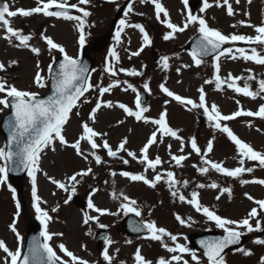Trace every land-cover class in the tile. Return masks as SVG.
<instances>
[{"label": "rangeland", "instance_id": "rangeland-1", "mask_svg": "<svg viewBox=\"0 0 264 264\" xmlns=\"http://www.w3.org/2000/svg\"><path fill=\"white\" fill-rule=\"evenodd\" d=\"M189 1H192L197 7L195 15L204 17L210 27L217 28L224 34L235 32L255 36L254 29L246 25H239L237 22L244 20L250 21L254 25H259L264 20V0H252L250 5L247 0H240L239 5L235 3V0H230L236 13L232 17L227 15L226 7L216 6L215 0H209L213 6L204 12H200L203 0ZM77 2L78 0H69V3ZM3 3L4 0H0V5ZM8 3L11 6V10L18 8L30 9L37 6L35 0H8ZM129 3H133V11L125 17L124 12L127 10ZM162 3L167 9L171 21L183 26L188 15V10L183 0H162ZM81 7L91 12L85 27L86 42L84 45L96 59L90 82L93 85L102 84L107 86L109 83L118 80L120 81V86L113 88L111 92L104 94L103 97H99L98 90L89 91L87 97L85 96L88 100H93V102H97L98 99L111 101L113 107H102L96 115V122L93 124L89 120V114L95 105L93 107L88 106V103L83 102L85 99L83 98L78 103V107L73 110V114L65 126L66 138L72 142L80 134L81 124L88 122L96 131L107 133L106 136L97 137V143L102 144L103 140L107 139L109 144L115 149L121 140L126 137L128 139L126 148L136 152L139 156L140 149L147 142L152 131L156 129V125L136 121L134 117L126 116L118 105L119 103H124L135 110L137 93L129 89L128 84L133 85L141 96V91L144 90L143 85L148 83L150 91L144 90L147 93V100L143 106L147 107L149 111L145 115L150 119H157L159 114L167 109L169 125L173 129L180 131L178 133H180L184 141V151L181 153L179 151L181 141L168 136L160 137L158 134V141L162 140V142L154 144L149 149L150 158H155L159 155L163 161V164L158 167V171H173L176 179L181 182L176 185L180 193L190 198L192 191L201 192V204L216 211L218 215L235 220L244 218L253 207H256L253 201L247 199L245 193L250 194L255 199H264V185L256 183L242 185L240 179H264V168L258 166L256 161H246L244 166L253 167L254 171L252 173H244L239 179L223 176L213 170H210L206 175H202L197 167H194V165H201V156L192 152L189 141L193 136L197 138L198 145L205 150L207 141L214 138L213 151L208 153L207 158L214 162H222L224 166L230 169L239 166V157L235 145L227 138L226 134L211 126L202 109L189 111L185 106L172 101L170 97L166 96L160 90L159 85L164 83L166 87L175 93L197 100V102L199 97L198 89L203 87L208 105L215 103L222 114L225 115L238 110L239 106L236 100L240 101V105L245 110L256 111L259 105L264 103V99L258 97L252 100L233 92L226 85L222 87V90H216L214 58L204 60L197 67L187 51L188 42L195 34L199 33L197 26L189 25L184 32L175 33L173 39L164 40L163 36L171 30L156 19L154 5L151 0L146 3H141V0H115L114 3L108 2V0H100L99 3H96V1L91 0L90 4L81 5ZM245 12L250 13V16L244 15ZM77 15H81V13ZM120 19H126L129 24L139 23L144 25L152 43L144 45L142 34L138 29L132 27L124 28L120 42L117 43L115 33ZM161 19H164L163 13L161 14ZM11 23L13 27L23 29L25 34H31L33 39L30 44L40 48L41 53L36 56L29 49L13 47L0 38V62L6 65V71L0 72V77L5 78L19 89L44 94L47 92L49 84L45 88H39L34 84V76L37 71L36 65L39 62L41 75L48 79L49 64H53V57L56 60L62 54L58 50H52L49 53L46 42L41 38V33L51 36L55 42L66 49L69 55L77 57L81 48L78 43L79 32L76 28V22L34 14L31 17L17 16L11 18ZM233 24H237V27L232 28L231 25ZM2 35L3 30L0 29V37ZM98 42H100V46L96 45ZM142 46L143 51L139 56H131L132 52L139 50ZM226 47H244L246 49L257 47V51L264 54L260 46L248 45L243 42H236L234 45L229 44ZM110 49H115L120 57L119 62L109 56ZM130 56L131 58H129ZM162 56L169 57L168 69H164L162 66ZM12 60H16L18 63L9 66V62ZM109 62L117 69L134 68L144 74L142 76H128L124 72H118L116 77H112L104 71ZM185 65L188 67H185ZM220 66L221 77H226L228 73L245 78L248 75H254L256 77L255 80L247 81L254 91L258 90V81L264 79V66L252 61H245L242 58L233 60L228 56H223L220 59ZM177 69L180 71L177 72ZM249 69L251 72L248 71ZM206 80H213V83L207 84L205 83ZM239 83L243 86L244 81L242 80ZM224 100L226 103L220 104V101ZM8 111L9 109L0 111V123ZM77 112H79V115H76ZM119 121H124V123H118ZM233 124L234 126L232 127ZM233 124L230 127L237 136L241 135L243 137L242 140L253 146L255 150L264 153V120L258 117H247L234 120ZM236 124L241 130H238ZM243 126H246V128L243 129ZM250 126L262 129L252 132V127ZM5 142L6 139L0 130V147H5ZM168 145H171L172 154L188 155V159L182 162L183 166L177 167L175 162L171 161ZM82 148L85 149L86 154L90 151V146L85 142H82ZM96 152L102 158V163L99 165L95 163L91 155H88V159L85 160L83 157L77 156L73 149L62 147L58 141L55 143V151L49 146L41 153L40 170L36 173L37 194L41 197V208L46 210L51 217L47 223L48 232L53 234L62 233V235H53L52 240L49 241L62 258L68 259L63 256V253L59 252L58 246L61 243L76 256L88 260L89 264H107L103 260L102 255L105 247H108L109 254L113 257L112 264H117L116 262L134 264V253L137 248L141 249L142 255L147 259L155 262L162 257V254L155 250L158 244L163 249L164 254H171L162 247L161 242L152 241L149 237L146 239L124 237L119 232V228L115 229L116 222H118L119 227V221L121 222L124 215H126L124 209L121 208V204L126 202L122 198L113 199V191L116 192L117 196L123 192L131 199L136 200L137 204L135 207L140 210L143 221H155L158 227H163L176 235V242L171 241L168 237L164 238V243L169 246L179 243L195 251L189 244V239L192 235L210 230L223 232L222 229L216 227L214 222L207 220L202 213L196 212L191 205L180 202L178 198H173L164 181L157 184L156 188H151L143 182H134L123 176L120 177L119 174L123 171L141 173L144 170V165L132 160L131 157L127 156L126 152H121L118 156L129 160L128 164H124L119 158L108 157L106 150L102 147L97 149ZM2 163L0 161V164ZM89 167L92 168V173L84 177H77L79 183L75 185L76 192L72 195V199L65 204L64 201L71 194V182L67 178ZM112 172H115L116 175L112 176ZM147 175L151 178L154 173L149 170ZM49 177L69 185V191L66 192L52 184ZM185 180L188 181L187 188L183 187V181ZM212 182L218 183L220 189L230 187L232 189L231 198H229L227 193L221 195L219 189L197 188L200 183L210 184ZM9 185H11V188H9ZM30 188H32V183L28 173L20 185L14 184L9 178L5 184L0 185V239L4 240L9 249L13 251L18 247L21 250L23 249L24 237L28 226L33 222L40 223L36 219L37 214L32 206L33 201L30 195L32 191L30 192ZM11 189H15L16 199H13ZM78 194L86 204L85 209L77 207L73 202L74 196ZM218 195H220L219 200L216 199ZM89 197H91L97 207L106 209L107 213L101 215L89 209L87 207ZM17 200L20 202L18 216L16 215ZM54 207L58 209L55 212L52 211ZM85 213L98 217V222L93 220L89 221L88 224H84ZM176 214L184 218L187 223L184 225L180 224L175 218ZM257 218L264 221V211L260 212ZM13 222H15L17 232L22 239L18 240L17 235L11 231L10 225ZM251 223L255 225V220H252ZM100 224L109 228L108 239L112 241L111 245H106L105 243L100 247L95 245L94 235L101 228ZM242 231L245 232L244 237L246 239V243L242 248L250 249L253 255L244 256L238 251H231L224 256L227 264H258L259 257L264 256V246L257 245L253 241L256 238H264V232L247 233L246 230ZM128 241H131V243H128ZM195 252L206 264L202 254ZM184 255L190 256V254ZM4 256L5 254L0 250V264H3ZM189 256H184V259L195 264Z\"/></svg>", "mask_w": 264, "mask_h": 264}, {"label": "snow or ice", "instance_id": "snow-or-ice-1", "mask_svg": "<svg viewBox=\"0 0 264 264\" xmlns=\"http://www.w3.org/2000/svg\"><path fill=\"white\" fill-rule=\"evenodd\" d=\"M108 2L114 3L115 0H108ZM146 2H148V0H141V3ZM36 3L37 6L30 9L18 8L16 10H11L8 0H4V3L0 5V29L3 30V35L0 38L4 39L13 47L29 49L33 54L39 56L41 49L30 44V41L33 39L32 35L25 34L23 29L13 27L11 18L17 16L31 17L34 14H42L45 17L75 21L76 28L79 32V46L80 48L84 47L86 42L85 27L87 24V18L91 15V12L84 7H81V5H88L91 3V0H78L77 3H69V0H36ZM151 3L154 5L156 19L171 30L163 36L164 40L167 41L173 39L175 33L184 32L189 25L197 26L200 35L199 39L196 40L195 46L192 48L190 55L195 65L199 67L204 62V57L215 54L214 82L216 90H222V87L226 85L227 88L231 89L233 92L251 98L252 100L257 99L258 97L264 99V79L258 81V90L254 91L247 82L255 80L256 77L254 75H248L247 78L243 76H234L232 73H228L226 77H221L220 75V59L223 56H228L233 60L242 58L245 61H252L258 65L264 66V54L257 51V47H251L250 49L244 47H223L224 45H234L236 42H243L248 45L260 46L261 50L264 51V20H262L259 25H254L250 21L244 20L237 22L239 25H246L247 27L254 29V32L256 33L255 36L235 32L224 34L219 29L210 27L204 17L195 15L191 11L188 12L183 26H180L171 21L169 13L164 7L162 0H151ZM183 3L187 7L189 0H183ZM215 3L218 7H226V12L229 17L236 14L230 0H215ZM235 3L239 5L240 0H235ZM247 3L250 5L252 0H247ZM212 6L213 4L210 3L209 0H203V6L200 8V12H204ZM72 9H75L78 13H81V15H73L71 13ZM132 11L133 3H129L127 5V10L124 12V16L127 17ZM162 13L164 19H161ZM244 15L250 16V13L245 12ZM237 24H233L231 27L236 28ZM125 27L138 29L142 34L144 45H150L152 43L149 33L146 31L144 25L139 23L129 24L126 19H120L119 21L115 33V40L117 43L120 42L121 33ZM41 38L46 42L49 53H51L52 50H58L63 56L62 60L59 62L58 69L54 70L53 64H49L48 72L50 75L48 79L41 75L39 62L36 65L37 71L34 76V84L39 88H45L48 86V80H50L51 95L42 98L37 92L19 89L14 84L9 83L5 78L0 77V94H2L0 95V106H2L0 107V111H3L4 109H9L10 111L9 118L3 121L5 128L8 130V136L6 146L0 147V161L3 162L0 164V185L7 182L10 171H18L21 169L27 170L32 183V206L37 214L36 219L44 226V230L40 233L43 237V243L34 239L33 243L28 247V254L22 256L19 247L15 251L10 250L6 245V242L0 239V250L5 254L3 257V264H89L88 260L76 256L63 243L58 246L59 252L63 253V256L68 259L62 258L49 243V241L52 240L53 235H62V233L53 234L49 233L47 230V223L51 217L48 212L40 206L41 197L37 194L36 173L40 170L39 162L41 153L49 146L55 151V143L57 141L62 147L73 149L77 156L83 157L85 160L88 159V155H91L97 165L102 163L101 156L96 152V150L101 147L106 150L108 157L119 158L124 164H128L129 160L119 157L118 154L126 152L127 156L131 157L132 160L144 165V170L141 173L123 171L120 173L121 176L134 182H143L151 188H156L157 184L164 181L173 198H178L180 202L188 203L196 210V212L202 213L207 220L214 222L217 228L223 230L224 235L218 238L203 239L199 241L200 247L203 249L202 256L206 258V264H227L223 253L225 252V249L230 246L240 244L241 237L245 235V232L242 230H246L247 233L264 232V221L257 218L260 215V212L264 211V199H255L250 194L245 193L247 199L253 201L256 207H253L247 215L240 220L222 217L218 215L216 211L201 204L200 193L198 191H192L190 198L180 193L179 189L176 188V185L181 182L176 179L173 171H158V167L163 164L162 159L159 155L155 158H150L149 156L150 147L158 142H162V140L158 141V133L160 137L168 136L177 141H181V147L179 149L181 153L184 151V141L178 134V131L169 125L167 120V109L161 112L157 119H150L145 115L149 109L142 106L141 96L137 89L131 84H128V88L134 93H137L135 98V110L124 103H119V108L123 110L126 116L134 117L136 121H143L145 123L156 125V129L152 131L147 142L140 149L139 156L136 152L126 148V145L128 144V139L126 137L121 140L115 149H113L107 139H104L102 144L97 143L96 138L106 136L107 133L96 131L88 122H83L81 124L80 134L70 142L65 135V126L68 124L70 116L73 114V109L77 108L78 103L81 102V98L85 97V93L92 90H98L99 97H103L104 94L111 92L113 88L119 87L120 81L116 80L113 83H109L107 86H103L102 84L93 85L90 82V77L88 75L90 71L88 66L83 63L78 56L74 57L69 55L66 49L61 44L55 42L51 36L41 33ZM142 51L143 46L139 50L132 52L131 56H139ZM109 56L119 62L120 57L115 49L109 50ZM131 56L129 58H131ZM168 61V56L161 57L164 69L169 68ZM17 63L18 61L12 60L9 62V66ZM53 63H55V57H53ZM185 67L188 66L185 65ZM3 71H6V65L5 63L0 62V72ZM104 71L112 77H116L118 72H124L128 76H142L144 74L134 68L117 69L111 62L107 63ZM179 71L180 70L177 69V72ZM248 71L251 72L250 69ZM242 80L244 81L243 86L239 83ZM205 83L211 84L213 83V80H206ZM159 87L166 96L185 106L189 111L192 109H202L203 114L207 117L211 126L226 134L227 138L235 145L239 157V166L230 169L224 166L222 162H214L207 158L208 153L213 151L214 138L207 141L205 150L198 145L197 138L193 136L189 141L192 152L201 156V165H194V167H197L202 175H206L210 170H213L223 176L239 179L244 173H252L254 171L253 167L244 166L246 161H256L258 162V166L264 168V153L255 150L253 146L240 139L227 124L223 123L234 120L238 117H258L264 120V103L259 105L258 110L252 111L245 110L243 106L240 105V101L236 100V103L239 106L238 110L225 115L222 114L221 110L215 103H212L210 106L208 105L203 87L198 89V102L197 100L175 93L166 87L164 83H161ZM143 88L146 91H150L148 83H145ZM125 90L127 91V89ZM83 102L88 103L89 101L85 97ZM102 107L111 108L113 107V104L111 101L98 99L95 107L91 109L89 114V120H91L93 124L96 122V115ZM76 115H79V112H77ZM118 123L122 124L124 121H119ZM82 142H85L90 146V151L87 154L85 149L82 148ZM168 149L171 161H174L177 167L183 166L182 162L188 159V155L172 154L171 145H168ZM149 170L154 173L151 178L147 175ZM90 173H92L91 167L86 170L78 171L67 178L68 181L71 182V194L68 196V199L64 201L65 204L72 199V195L76 192L75 185L79 183L77 177H84ZM45 175H47V173H45ZM111 175L115 176L116 173L112 172ZM49 179L52 184L56 185L58 188L63 189L66 192L69 191V185L52 177H49ZM240 183L242 185L249 183L264 185V179H240ZM187 186L188 181H183V187L187 188ZM205 187L219 189L221 195L227 193L229 198H231L232 189L230 187L220 189V185L216 182L210 184L200 183L197 185V188L200 189ZM9 188H11V185H9ZM11 190L13 192V199H16L15 189ZM112 198H122V200L126 202L121 204V208L124 209L125 214L135 213L136 216L141 215L140 210L135 207L137 201L131 199L123 192L117 196L116 192L113 191ZM216 199L219 200L220 195H218ZM87 207L101 215L107 213L106 209L97 207L91 197L88 199ZM16 208V215L18 216L20 209V202L18 200L16 201ZM57 210L56 207L52 208L53 212ZM175 218L182 225L187 223L179 214H176ZM93 220L98 222L99 218L85 213L83 220L84 224H88L89 221ZM252 220H255V225L251 223ZM99 226L101 228L106 227V225L103 224H100ZM10 229L17 235L18 240L22 239L17 232L15 222L10 225ZM145 230L152 241L161 242L162 247L165 248L167 252L173 254L170 259L160 257L155 261V264H190L189 260L184 259L183 254H190L191 261H194L195 264H204L201 257L186 245L174 243V246H169L167 243H164L165 237L176 242L177 236L163 227H158L155 221H146L142 226L133 228V231L136 232ZM111 243L112 241L110 239L105 238L106 245H111ZM128 243H131V241H128ZM253 243L264 246V238H256ZM236 251L242 253L244 256L253 255V252L246 248H237ZM102 255L103 260L106 261L107 264H112L113 257L109 254L108 247L104 248ZM134 264H153V261L148 260L142 255L141 249L137 248L134 253ZM258 264H264V256L259 257Z\"/></svg>", "mask_w": 264, "mask_h": 264}, {"label": "water", "instance_id": "water-1", "mask_svg": "<svg viewBox=\"0 0 264 264\" xmlns=\"http://www.w3.org/2000/svg\"><path fill=\"white\" fill-rule=\"evenodd\" d=\"M191 10L194 12V8H192ZM198 39H199V35L196 36L195 39H194V41L190 43V45H189L190 51H191L192 48L195 46V42H196V40H198ZM223 47H224V46H223ZM212 55H215V54H212ZM212 55H210V56H212ZM210 56L204 57L203 59L208 58V57H210ZM80 60L88 66V68H89V70H90L89 73H88V75H89L90 72H91V69H92V66H91V65H92V60H90V58L88 57L87 53H84ZM60 61H61V60H59V61L57 62V64H56L54 70L59 68V62H60ZM48 95H51V89H50V93H49ZM48 95H47V96H48ZM47 96L42 97V98H46ZM9 116H10V113L7 114V116L4 118L3 121L7 120V119L9 118ZM1 128H2V130H3V132H4V134H5L6 136H8V130H7V128H5L3 122H2V124H1ZM25 171H26L25 169H21V170H18V171H10L9 173H10V175L13 177V179H14L15 181H17V182H21V181L23 180V178H24ZM76 202H77L79 205H82V204L80 203L78 197L76 198ZM41 232H42V230H41L40 226H38V225H32V226L29 228L28 237H27V241H26V248H25L24 253L22 254V256L28 254V247H29L30 244L33 243L34 239H35V240H39L41 243H43V237L40 235ZM139 233H141V232H139ZM102 237H103V236H102ZM218 237H221V236L218 235V234H215V233H210V234H207V235H204V236H196V237L194 238V242L196 243V245H197L200 249H202V248L200 247V244H199V241H200V240H203V239H213V238H218ZM234 246H237V245H232V246H230L229 248H232V247H234ZM229 248L225 249V251L228 250ZM202 250H203V249H202Z\"/></svg>", "mask_w": 264, "mask_h": 264}, {"label": "bare ground", "instance_id": "bare-ground-1", "mask_svg": "<svg viewBox=\"0 0 264 264\" xmlns=\"http://www.w3.org/2000/svg\"><path fill=\"white\" fill-rule=\"evenodd\" d=\"M246 128V126H243V129H245Z\"/></svg>", "mask_w": 264, "mask_h": 264}]
</instances>
